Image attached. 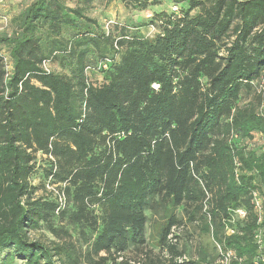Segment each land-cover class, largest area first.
I'll use <instances>...</instances> for the list:
<instances>
[{
  "label": "trees",
  "instance_id": "trees-1",
  "mask_svg": "<svg viewBox=\"0 0 264 264\" xmlns=\"http://www.w3.org/2000/svg\"><path fill=\"white\" fill-rule=\"evenodd\" d=\"M172 1L152 38H115L62 0H32L0 32V264H81L57 217L91 229L90 264H135L158 209L162 256L138 264H212L179 249L180 207L221 260L264 264V149L249 144L264 140V0ZM42 226L57 241L31 239Z\"/></svg>",
  "mask_w": 264,
  "mask_h": 264
},
{
  "label": "rangeland",
  "instance_id": "rangeland-1",
  "mask_svg": "<svg viewBox=\"0 0 264 264\" xmlns=\"http://www.w3.org/2000/svg\"><path fill=\"white\" fill-rule=\"evenodd\" d=\"M70 8H84L85 14L98 22L105 31L111 33L115 38L122 36V29L128 33L127 39L130 36L141 34L147 38H152L157 32V24H152V18L155 12H172L174 4L172 0H157L155 4L150 6L145 11H133L125 8L119 0H62ZM4 2V6L0 7V32H12V19L17 16L21 11L30 5L32 0H0ZM118 40V39H117ZM109 49V48H108ZM1 54L7 56L6 51ZM111 50V55H112ZM7 59V57H6ZM117 59V55L115 56ZM47 68L52 72H64L58 62H51L47 64ZM264 80V79H263ZM263 87L258 89L257 95L261 97L264 104V82ZM261 85V86H262ZM253 94H248L242 99V104H247L254 101ZM248 144V142H247ZM250 146L255 149H264V140L258 135H255ZM38 184V181H35ZM49 192H53L55 196H59L58 185L47 187ZM41 194V193H39ZM99 212V211H98ZM100 214V213H99ZM179 220L183 223L179 229L175 230V236H178L179 249L185 252V259L190 261H199L201 258V251H205L208 256V261L212 264H228L227 260H221L219 249L214 248V241L211 233H205L202 230L200 222L193 224L186 220V213L184 207H180L176 212ZM163 211L162 209L156 210L155 213L150 214L149 223L146 230L147 246L145 250H150L156 256L161 257L160 249L158 248L157 228L162 225ZM54 226L60 228L70 234L72 242L76 245V250L80 255L81 264H90V251H91V229L80 225H73L68 218H55ZM62 236H64L62 234ZM31 239H42L44 241H57V239L50 233V231L42 226L40 229L30 233ZM63 239V238H62ZM144 250V251H145ZM144 251L130 248L125 258L132 263L138 264L140 260L144 259ZM104 256V254H101ZM166 256V254H165ZM169 257V256H168ZM184 260V259H183ZM15 264H21L17 262Z\"/></svg>",
  "mask_w": 264,
  "mask_h": 264
},
{
  "label": "built area",
  "instance_id": "built-area-1",
  "mask_svg": "<svg viewBox=\"0 0 264 264\" xmlns=\"http://www.w3.org/2000/svg\"><path fill=\"white\" fill-rule=\"evenodd\" d=\"M173 11L174 12H177V8H174L173 9ZM104 68H106V66H104ZM255 198H256V196H255ZM254 205H255V208H256V210H257V212H259L260 210H261V204H260V202L258 201V200H256V199H254ZM237 214H238V216L239 217H241V218H245L246 217V212L245 211H243V210H239L238 212H237ZM258 242L260 243V244H262V242H261V240L259 239V237H258ZM234 253L233 252H228L226 255H225V257H224V260H227V262L229 263V261L232 259V258H234Z\"/></svg>",
  "mask_w": 264,
  "mask_h": 264
}]
</instances>
